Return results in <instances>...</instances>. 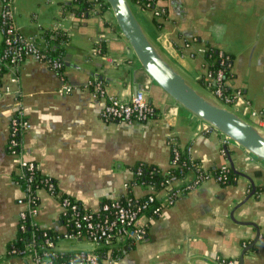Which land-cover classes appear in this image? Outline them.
<instances>
[{
  "label": "crops",
  "instance_id": "crops-1",
  "mask_svg": "<svg viewBox=\"0 0 264 264\" xmlns=\"http://www.w3.org/2000/svg\"><path fill=\"white\" fill-rule=\"evenodd\" d=\"M27 1L40 12L20 13L18 0L8 5L18 32L41 43L45 30H64L70 64H65L63 76L47 62L27 57L18 69L3 76L0 264L31 263L27 256L9 253L21 232L20 211L26 207L18 202L24 190L14 179L21 172L19 161L8 151L11 120L19 110L31 123L22 135L24 158L55 179L60 193L87 209L98 210L102 202L126 196L139 161L167 171L173 140L211 175L186 190L196 180V173L190 171L170 190L159 191L163 208L150 222L146 238L127 245L115 264H264V161L177 104L143 69L121 31L105 24L115 21L111 9L98 13V3L95 10L83 12L77 0ZM158 6L165 10L159 19L162 26L154 20V28L142 24L151 39L184 75L207 91L208 86L199 80L205 81L208 74L201 50L210 43L233 55L231 82L239 101L232 107L264 128L260 115L264 108V0H160ZM0 35L1 51V30ZM103 42L104 52L99 47ZM91 81L101 82L104 95L90 86ZM66 83L73 90L60 94ZM138 91H145L157 109L152 119L124 123L103 118L111 97L126 101ZM231 160L236 170L249 177L239 175L234 184L223 185L214 174L231 167ZM132 190L144 197L149 187L135 184ZM172 190L176 197L168 203ZM37 195L35 222L58 234L54 250H96V243L87 238L64 237L68 228L60 221L62 204L55 194L43 187ZM73 241L89 246L58 245Z\"/></svg>",
  "mask_w": 264,
  "mask_h": 264
},
{
  "label": "built area",
  "instance_id": "built-area-1",
  "mask_svg": "<svg viewBox=\"0 0 264 264\" xmlns=\"http://www.w3.org/2000/svg\"><path fill=\"white\" fill-rule=\"evenodd\" d=\"M95 1L100 5L103 3V0ZM140 1H142V4ZM12 2L13 0H0L2 6L0 12V30L3 34L4 46L0 52V89L5 73L8 70L18 69L25 58L33 57L37 60L47 62L42 60V48L32 38L23 39L22 35L18 32L13 12L8 7ZM136 2L134 3L139 5L143 10L150 11L155 17L162 18L165 14V10L158 6L156 0H137ZM201 52L206 55V48L202 49ZM47 63L56 71L63 67V63L58 60ZM223 78L224 70L222 68L217 71L216 75H212L208 71L205 80L206 85L217 98L232 106L239 101L237 99L239 95L236 91L225 93L224 88L231 83L232 77L229 80H223ZM213 81L218 83L216 88L212 86ZM89 84L99 94L104 95L105 91L101 82L91 81ZM72 90L73 87L69 83H66L59 89V93H70ZM155 115V107L148 101L145 91H138L136 95L126 101L111 97L102 111V116L105 120H116L124 123H133L136 121L145 122L152 119ZM260 115L264 123V108L260 111ZM30 128L31 123L25 117L23 110H19L11 120L8 151L17 157L21 169V176H23L22 172L24 170L29 172L27 177V190L23 191L18 202L26 206L19 214V229L24 232L27 230V226L30 225L31 239L25 242L23 247H19L13 243L9 249V253L12 255L27 256L31 261L30 264H103L98 254V249L107 247V264H115L120 258L121 254L119 253L123 252L127 245L140 242L146 238L148 226L161 213L163 202L161 201V204L153 208L152 214L146 212L147 208L151 204H156V200H160L158 198L159 191L163 189L170 190L172 184L180 178L172 176L167 180L164 188L158 191L152 184L145 185L141 183V185L149 187V191L144 197H129L126 195L124 198L107 200L101 203L98 210L87 209L77 199L71 196H63L60 192H55V183L49 180L42 182L46 185L43 187L50 190L61 201V217L66 216L65 225L67 228L71 227L64 234V237L68 239L87 238L97 245L96 250L93 252H75L68 262L55 260L50 255V250L56 251L54 250L55 241L48 237L47 228L39 227L35 222V218L39 213L40 203L37 190L43 187L39 186L33 189L34 173L37 166L34 161L27 160L23 156L22 135ZM178 146L176 141H171V167L165 171L167 174H170L171 168L181 167V148ZM195 168L196 180L188 188L211 176L203 170L201 165L197 164ZM226 171H228V167L221 169V173ZM137 174H140V171ZM216 179L221 182L223 177L220 175ZM175 197L176 191H170L167 202L172 203ZM37 231L43 232L42 234L45 240L42 243L37 240Z\"/></svg>",
  "mask_w": 264,
  "mask_h": 264
},
{
  "label": "water",
  "instance_id": "water-1",
  "mask_svg": "<svg viewBox=\"0 0 264 264\" xmlns=\"http://www.w3.org/2000/svg\"><path fill=\"white\" fill-rule=\"evenodd\" d=\"M123 37L143 69L179 105L197 115L252 155L264 161V128L248 120L211 91L190 80L151 39L136 16L131 0H106ZM70 3V2H68ZM70 64V55L64 58ZM231 167L239 174L249 177ZM259 236V232L258 235Z\"/></svg>",
  "mask_w": 264,
  "mask_h": 264
},
{
  "label": "trees",
  "instance_id": "trees-1",
  "mask_svg": "<svg viewBox=\"0 0 264 264\" xmlns=\"http://www.w3.org/2000/svg\"><path fill=\"white\" fill-rule=\"evenodd\" d=\"M137 0H132V2H136ZM157 4H159L160 0H156ZM77 2H79L80 4V9L83 12H88V11H93L96 9V1L94 0H77ZM142 4V1H140ZM137 3V2H136ZM111 9L109 3L106 0H103V4H101V6H99V11L98 13H103L106 10ZM153 20L155 21V23L158 25V27L162 26V23L159 21L158 17H155L153 14ZM105 24L111 26V28L114 30L116 28H118L117 24L115 25L114 23H108L105 22ZM23 39H27L22 35ZM33 41H35L41 48H42V53H43V57L42 60L47 61V62H54L55 60L60 61L61 63H63V67L59 70H57V72H59L60 75H65V61L64 58L67 55V47L69 44V38L67 35V32H65L64 30L61 29H48L45 30L43 32L42 35V42L40 43L38 41L37 38H32ZM102 47V51L104 52L105 50V42L100 43L99 47ZM4 46H2L1 50L3 49ZM206 55L205 58L207 59V67H208V71L212 74V75H216L217 71L222 68L224 70V78L223 80H229V78L234 77L233 72H232V68H233V55L228 54L224 51H222L220 48L207 43L206 44ZM1 52V51H0ZM223 55V56H221ZM223 63V64H222ZM201 81V83L203 82V84H206V81H204V78L199 79ZM216 82H212V86L213 87H217ZM1 85V83H0ZM93 88V86H91ZM235 87L234 84L229 83V85H227L224 90L225 93H231L232 91H235ZM155 111L157 113V109L155 108ZM179 148H181L180 146H178ZM35 165L37 166V168L35 169V173H34V183H33V189L36 187H43L46 186L44 183V181L49 180L53 183H55V192H60L58 187H57V182L55 179H53L50 176L45 175L44 173H42V171L39 169V166L36 162H34ZM200 164L199 160L197 159H193L191 157V155L189 154V152L187 150H183L181 148V167H173L171 168L170 174H167L165 171H163L161 168H159L158 166L151 164V163H147L144 161H139L137 162V164L134 167V177H133V181L131 182V184L129 185V190L127 192V195L129 197H134V193H133V186L135 184H141L144 183L145 185H154L155 189L161 190L164 188L167 180L169 178H171L172 176H176L178 178H183L187 175L188 172H190L191 170L195 171V167L196 165ZM140 171V174H137V172ZM182 171V172H181ZM23 176H21V173L14 175V179L18 182V184L22 187V189L25 191L27 190L28 184H27V177L29 175V172H27L26 170H24L22 172ZM222 175L223 180L220 182L223 185H228V184H234L237 179L239 174L231 167H228V171L221 173V170H217L216 173L214 174L215 177H218ZM39 183V184H38ZM188 190V187L187 189ZM63 196H69L66 193H61ZM125 197V196H124ZM122 197V198H124ZM156 204H151L146 212L148 214H152V210L154 207H156L157 205L161 204L160 200H156L155 202ZM61 222H63V224H65L66 222V216H62L60 219ZM71 227H68V229H70ZM48 237L50 239H52L53 241H55L57 239L58 234L56 232H54L51 229H48ZM43 232L42 231H37V240L42 243L45 238L43 237ZM31 239V227L30 225L27 226V230L24 232H20L19 233V238L16 240V242L14 244L18 245L19 247H23L25 242L30 241ZM107 251L108 248L107 247H102L100 249H98V254L100 255V259L102 261L103 264H107V260H106V256H107ZM125 251V249H124ZM123 251V252H124ZM123 252L119 253V254H123ZM50 255L52 256V258H54L55 260H59V261H66L68 262L69 259L72 257V255H74V253L72 252H61V251H53L50 250ZM120 255V256H121Z\"/></svg>",
  "mask_w": 264,
  "mask_h": 264
},
{
  "label": "rangeland",
  "instance_id": "rangeland-1",
  "mask_svg": "<svg viewBox=\"0 0 264 264\" xmlns=\"http://www.w3.org/2000/svg\"><path fill=\"white\" fill-rule=\"evenodd\" d=\"M29 3H31V4H29ZM32 3L33 2H29L27 0H24V2H23V0H22V2H21V0H18V8L20 10V13H22L24 15H30L33 12L34 13H39L40 10L37 9V8L35 9L34 5H32ZM131 4H132V8H133L136 16L138 17L139 21L141 22V24H143L146 28H149V27L154 28L155 27V23L153 21V17L150 15V13L140 10V8L137 7V4L132 2V1H131ZM114 24L116 25L115 21H114ZM58 245H59V247L64 246L66 248H71L73 246H78V248H83V247L89 246V244H86L84 242L83 243H78L76 241H73L71 243L59 242Z\"/></svg>",
  "mask_w": 264,
  "mask_h": 264
}]
</instances>
